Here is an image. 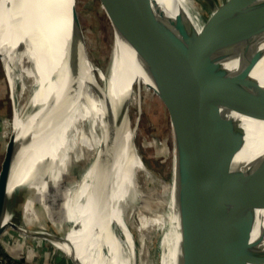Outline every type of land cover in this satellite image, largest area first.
Wrapping results in <instances>:
<instances>
[{
	"label": "bare ground",
	"instance_id": "obj_1",
	"mask_svg": "<svg viewBox=\"0 0 264 264\" xmlns=\"http://www.w3.org/2000/svg\"><path fill=\"white\" fill-rule=\"evenodd\" d=\"M73 1L0 0V59L8 81L12 89L18 81V95H22L27 91L24 78L30 79L26 102L22 106L14 104L10 120V131L18 133L22 147L8 186L10 190L28 188L22 210L24 224H16L17 230L14 229L23 234L42 231L47 242L71 264L67 244L73 246L85 264H133V234L136 232V255L140 257L146 246V233L152 227L158 230V264H175L174 245L168 239L166 243L164 237L177 229L175 178L183 168L176 164L172 145L165 209L152 214L135 209L139 198L141 205L152 203L140 196L137 185L139 173L145 177L152 173L135 143L139 118L132 124L129 109L136 101L130 99L126 90L141 60L113 28L105 69L97 68L87 54L78 83H68L65 62L71 28L69 7ZM158 1L181 17L194 45L201 49L207 30L204 27L217 15L220 0H199L202 13L195 8V0ZM241 48V64L250 79L258 80L256 96H263L264 30ZM17 63L19 71L14 75ZM27 105L30 108L26 111ZM242 124V150L255 154L264 149V119L243 115ZM174 127L181 149L184 148L181 162L189 159L193 170H200L201 182L209 185L217 202L223 205L224 192L202 155L177 121H171L172 135ZM81 162L84 163L77 177L70 174L72 163ZM65 180L71 181L66 193L61 192ZM12 205L13 215L15 203ZM134 212L135 224L129 223ZM12 220L6 216L0 227L13 229L9 226ZM52 233L62 240H56Z\"/></svg>",
	"mask_w": 264,
	"mask_h": 264
},
{
	"label": "water",
	"instance_id": "obj_2",
	"mask_svg": "<svg viewBox=\"0 0 264 264\" xmlns=\"http://www.w3.org/2000/svg\"><path fill=\"white\" fill-rule=\"evenodd\" d=\"M100 2L117 35L156 82L170 120L191 138L225 195L224 204L218 203L201 182L200 170L195 172L189 159L181 162L184 148L174 127L175 160L183 168L175 178L178 220L170 237L175 264H264V149L255 154L242 150V116L264 119V95L256 96L258 80L249 78L240 60L241 45L264 30V0H220L217 15L204 27L201 49L181 17L158 0ZM69 14L65 70L68 83L75 85L87 49L74 1ZM21 147V137L12 130L0 179V223L9 215L14 219L9 226L16 230V224H24L28 188L10 190L8 184ZM5 228L0 227V236ZM23 235L48 240L42 231ZM132 251L136 264L135 244ZM67 254L73 264H85L71 244Z\"/></svg>",
	"mask_w": 264,
	"mask_h": 264
},
{
	"label": "rangeland",
	"instance_id": "obj_3",
	"mask_svg": "<svg viewBox=\"0 0 264 264\" xmlns=\"http://www.w3.org/2000/svg\"><path fill=\"white\" fill-rule=\"evenodd\" d=\"M195 1V8L202 13V5L199 0ZM74 3L87 44V54L97 68L105 69L113 42V27L106 10L100 0H74ZM15 66L14 75L19 71L18 63ZM142 69L141 66L137 67L132 82L126 84V90L130 99L136 101V104L133 103L129 109L132 124L135 125V120L139 118L136 122L135 143L152 173L150 177H145L139 173L137 178L140 196H145L146 200L152 203L147 206L141 205L139 198L135 209L152 214L163 212L166 206L168 198L167 183L171 173L170 153L173 145V135L169 111L159 88L156 82ZM24 80L27 83V91L22 95H18V81L15 82V87L12 89L0 59V179L6 156V144L11 132L10 120L14 104L18 103L22 106L26 102L27 94L30 92V79L24 78ZM29 108L27 105L26 111ZM83 163H72L70 174L77 177ZM66 174H68V169ZM71 181H64L61 192L66 193L67 186L70 185ZM136 212L132 214L129 223L133 222L135 224L133 217ZM157 234L158 230L152 227L149 228L146 233V246L140 257L136 255V264L158 263ZM168 234H170L168 238L166 235L164 237L166 243L168 242L167 239L170 240L172 232ZM133 235L137 253L136 232ZM19 262H22L21 264H71L59 249H56L44 238L36 239L31 236H24L12 228H7L0 236V264H20Z\"/></svg>",
	"mask_w": 264,
	"mask_h": 264
},
{
	"label": "trees",
	"instance_id": "obj_4",
	"mask_svg": "<svg viewBox=\"0 0 264 264\" xmlns=\"http://www.w3.org/2000/svg\"><path fill=\"white\" fill-rule=\"evenodd\" d=\"M20 264L22 263V262H19Z\"/></svg>",
	"mask_w": 264,
	"mask_h": 264
},
{
	"label": "crops",
	"instance_id": "obj_5",
	"mask_svg": "<svg viewBox=\"0 0 264 264\" xmlns=\"http://www.w3.org/2000/svg\"><path fill=\"white\" fill-rule=\"evenodd\" d=\"M36 264V263H35Z\"/></svg>",
	"mask_w": 264,
	"mask_h": 264
}]
</instances>
